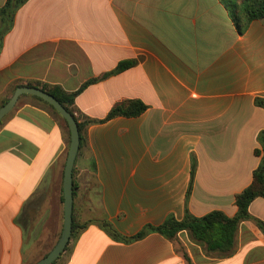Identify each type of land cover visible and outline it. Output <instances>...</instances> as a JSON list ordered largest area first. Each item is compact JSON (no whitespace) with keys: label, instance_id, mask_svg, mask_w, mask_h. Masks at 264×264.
Here are the masks:
<instances>
[{"label":"crops","instance_id":"1","mask_svg":"<svg viewBox=\"0 0 264 264\" xmlns=\"http://www.w3.org/2000/svg\"><path fill=\"white\" fill-rule=\"evenodd\" d=\"M122 61L135 65L88 85L75 108L96 121L128 100L146 109L85 129L72 170L79 230L56 264H264L251 221L227 258L206 256L185 231L177 243L158 233L122 242L102 227L129 238L185 211L236 214L264 130L254 104L264 97V20L239 33L221 0H27L3 37L0 106L27 83L75 92ZM68 146L60 121L30 97L0 123V264H35L32 238L50 237V250L59 239ZM248 212L264 223V198Z\"/></svg>","mask_w":264,"mask_h":264},{"label":"trees","instance_id":"2","mask_svg":"<svg viewBox=\"0 0 264 264\" xmlns=\"http://www.w3.org/2000/svg\"><path fill=\"white\" fill-rule=\"evenodd\" d=\"M26 1L27 0H6L4 5L0 8V50L2 48L3 37L7 32L10 31L17 10ZM221 1L228 10L239 33L245 31L251 21L264 20V0ZM134 65V61H122L111 72L103 74L98 79H92L85 82L77 91L72 93L65 92L59 86H52L37 82L27 83L25 86L40 89L50 94L61 104V106L73 117L76 122L79 132V145H81L84 142V131L88 126L101 123L115 117H137L145 111L146 106L141 101L128 100L112 107L104 120L96 121L83 117L76 110L74 105L75 98L88 85L93 84L98 80L105 79L111 75L119 74L133 67ZM16 88L17 87H15L1 102V106L9 100ZM21 97H30L46 106L62 124L67 141L69 142V131L67 124L51 106L36 97L25 95ZM254 104L264 110V97H256ZM7 117L8 115L3 120H5ZM256 141L258 146L255 148L254 154L256 157H259V163L256 169L252 172V181L250 185L235 196L234 204L237 208V211L233 217H227L220 211H213L202 217H193L188 213V211H185V216L181 221H176L174 218L168 217L160 226L153 227L147 225L143 227V229H141V231H139L136 235L129 238H125L117 234L107 223L102 224L103 229L107 231L114 240L122 242L136 241L144 238L150 233H158L164 238L177 243V234L181 231H185L187 232L190 241L199 245L206 256H214L217 258L230 257L235 250V236L240 223L244 221H251L264 234V223L253 218L248 212L249 205L252 201H254L256 198H264V130L257 134ZM77 229L79 230V227L75 225L73 220L72 235L70 239L74 237ZM67 248L68 244L63 253L67 250ZM63 253H61V255ZM47 254L48 253H46L43 257H45ZM59 257L51 264H56ZM185 259L188 260L186 256Z\"/></svg>","mask_w":264,"mask_h":264},{"label":"water","instance_id":"3","mask_svg":"<svg viewBox=\"0 0 264 264\" xmlns=\"http://www.w3.org/2000/svg\"><path fill=\"white\" fill-rule=\"evenodd\" d=\"M36 97L51 106L58 115L66 122L69 131V146L63 171L62 192H63V225L59 239L48 254L35 264H51L65 250L72 235V204H73V183L72 170L74 160L79 149V132L73 117L61 106V104L50 94L35 87H17L9 100L0 107V122L9 115L15 108L21 96Z\"/></svg>","mask_w":264,"mask_h":264},{"label":"rangeland","instance_id":"4","mask_svg":"<svg viewBox=\"0 0 264 264\" xmlns=\"http://www.w3.org/2000/svg\"><path fill=\"white\" fill-rule=\"evenodd\" d=\"M50 240L51 238L49 237L40 242L37 238H32V245L28 252L29 260H32L33 262L38 259L40 260L43 255L49 252V248L51 247Z\"/></svg>","mask_w":264,"mask_h":264}]
</instances>
